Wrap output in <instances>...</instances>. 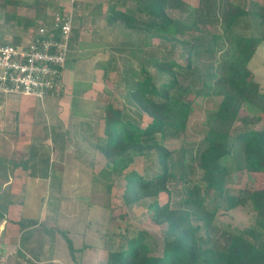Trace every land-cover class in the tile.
<instances>
[{
  "label": "trees",
  "instance_id": "1",
  "mask_svg": "<svg viewBox=\"0 0 264 264\" xmlns=\"http://www.w3.org/2000/svg\"><path fill=\"white\" fill-rule=\"evenodd\" d=\"M128 1L135 5L133 13L115 10L111 5L104 25L112 28L118 24L125 31L145 34L141 49L130 52L134 59L139 58L140 65L134 70L137 74H131L133 79L127 80L129 82L123 80L127 91L125 106L112 110L107 104L102 109L101 136L95 147L105 160L99 173L103 179H109L112 171L120 174L123 167L137 158L143 159V165L147 163L141 171L130 170L122 175L125 184L121 198L125 207L143 202L148 219L159 227L161 236L157 241H161V247L153 255L146 242L150 237L148 231L128 225L125 234L120 235L117 249L110 252L104 264H264V183L260 190L238 194L214 187L215 176H227L224 163L231 158L235 147L242 153L247 172L264 174V123L259 130L237 127L232 132V124L244 105L264 114V86L260 87L249 69L256 49L264 42L263 29L260 30L264 26V0L261 4H252L250 11L229 0H202L198 9L182 5L179 0ZM8 4L10 1L0 0L2 9ZM21 4L19 0L11 2V5ZM38 4L35 1L30 6L37 7ZM43 5L49 7L51 4L45 2ZM73 5L75 9L95 7L93 4L79 6L77 2ZM169 6L182 7L179 18L165 14ZM58 11L61 12V8ZM94 11H98L97 7ZM137 13L146 19H140ZM3 17L5 22L15 20L25 28L36 25L34 18H19L12 13ZM245 19L252 25L249 33L235 32V27L246 22ZM207 24H219L221 33L206 32L210 35L205 38L207 35L203 36L200 26ZM188 27L192 32L186 39ZM128 37L125 34V38ZM153 38L164 45L156 55L146 48ZM217 44L220 45L215 50ZM218 50L222 51L216 56ZM175 56L183 64L177 63ZM201 56L204 59L201 60ZM109 63L110 60L102 67L106 70ZM148 67H152L155 73ZM182 75L190 77L195 97H214L219 101L205 114L202 139L205 146L202 149L197 146L195 157L189 155V163L183 157L181 171L175 175L174 151L163 147L157 136L162 137L164 129L177 132L186 129L191 103L177 100L172 94L181 86L179 78ZM175 101L179 107L174 106ZM95 108L101 111L100 105ZM142 114L150 117V122L143 127L140 126ZM241 122L248 123L245 118ZM38 159V152L32 149L22 168L29 169L32 178L36 174L46 178L50 169L46 167L45 159ZM192 161L201 174L202 192L198 185L186 183L185 177L193 174ZM170 179L182 181L181 194L189 200L191 211L183 206L170 207L167 187ZM160 194L166 195L164 204L157 200ZM246 205L254 213L251 226L239 229L215 222L217 211L225 213ZM57 232L69 239L63 231ZM38 242L36 254L31 253L36 262L42 255L41 241ZM66 242L71 256L73 245L70 239ZM84 246L78 249L79 252L84 251Z\"/></svg>",
  "mask_w": 264,
  "mask_h": 264
},
{
  "label": "rangeland",
  "instance_id": "2",
  "mask_svg": "<svg viewBox=\"0 0 264 264\" xmlns=\"http://www.w3.org/2000/svg\"><path fill=\"white\" fill-rule=\"evenodd\" d=\"M8 4L4 9L0 6V41L1 42H24L27 41L33 35L35 28L42 26L44 22H49L53 15L61 8V12L71 13L72 29L83 32L82 37L85 39L87 45L97 44L96 49L88 47V52H91L93 57L87 60L92 66H97L95 74L91 79V92L88 93V100L84 103L80 102L72 110L79 113L84 111L92 112L96 106H101V112L107 104H110L111 109H118L125 106L127 98L126 85L123 80H131L134 76L132 73L137 70L140 65L139 58L132 57L130 52L137 51L143 46V39L145 34L142 32L125 31L120 25L105 27V16L108 13L109 7L112 5L115 10L129 11L133 13L134 4L128 0H19L21 5ZM17 1V0H14ZM38 1V6H30ZM182 5H189L193 8H200L202 0H179ZM236 5L243 7L245 10L250 11L252 4H261L262 0H229ZM45 2L50 3L49 7L43 5ZM77 2V5L93 4L79 9L74 8L73 3ZM97 10L100 12L94 11ZM181 9L172 8L171 6L165 9V14L177 19L180 16ZM201 8V13H203ZM12 13L19 18L28 17L36 19V25L29 26L27 28L16 23L15 20L8 22L4 21V14ZM136 16L140 19H146L143 14L137 13ZM37 17V18H36ZM27 19V18H26ZM250 20V19H249ZM239 23L235 27V32L247 35L251 30V22H247V19ZM190 23V22H189ZM264 23V22H263ZM203 36L209 38L206 32L221 33V27L219 24L200 26ZM263 29V30H262ZM124 30V31H123ZM261 32L264 35V26L261 28ZM86 31V32H85ZM85 32V33H84ZM90 32V33H89ZM107 32V33H106ZM153 32V31H152ZM192 31L188 27L186 32V39H189V33ZM128 35V39L125 38ZM71 37V35H70ZM102 41V42H101ZM70 42V40H69ZM96 42V43H95ZM98 42V43H97ZM92 43V44H91ZM124 43V45H123ZM225 45V42H223ZM149 45L146 47L153 54H157V51L163 49V42L157 38H153L149 41ZM220 44L215 45V50L219 48ZM124 46V47H123ZM222 50H218L217 54H220ZM70 54V47H69ZM68 54V55H69ZM176 55V54H175ZM88 54L84 57H87ZM136 56V55H135ZM87 59V58H83ZM113 59V60H112ZM204 56H201V60ZM110 60L109 66L106 70L101 66ZM175 60L179 64H183L176 56ZM86 65H81L83 67ZM149 71L153 72L152 67H148ZM249 69L255 76V80L259 83L260 87L264 86V42L258 46L255 51L253 59L249 63ZM104 71V72H103ZM103 73V75H102ZM105 73V74H104ZM155 72H153L154 74ZM189 76H181L179 83L181 86L176 88L172 92L177 100H181L184 103H191V111L186 122V129L183 132H177L173 130H163L162 137L157 136V140L161 142L163 147L169 151H174L172 156V162L174 166V174L179 175L181 171L182 159L185 158V162L189 163V155L195 157L197 146L202 149L205 146V142L202 139L205 135V114L215 108L219 98H197L195 97V87L190 85ZM129 82V81H127ZM192 86V87H190ZM86 88L85 86H77L74 89V96L76 97L80 89ZM90 88V87H89ZM82 97L81 94H78ZM19 97V96H17ZM18 100V98H17ZM35 102L34 100H32ZM170 103H173L171 101ZM174 106L179 107L178 102H174ZM40 107V106H39ZM8 109V108H6ZM16 110V109H15ZM15 110L8 109L10 116L14 115ZM19 110V109H18ZM32 114L37 115L39 118L35 119L33 126H37L36 131H31L29 137L26 138L27 146L24 142L18 139L16 148H12L11 153L6 155L4 159H11L18 163L25 157V152H30L33 148L40 147L42 153L41 158L48 160L53 164L54 170H50V174L46 180L39 181L34 178L27 180L21 179L20 181L13 180L11 183L0 182V186H4V191L11 189L16 190V185L19 184V189L25 192V203L27 219L34 220L41 219L43 224L40 226L41 230L32 229L29 230L35 237V241H29L26 250L39 246L41 238L42 255L40 257L39 264H104L106 257L111 251L117 249L116 245L120 238V235L125 234V230L128 225H132L139 229H145L150 234V237L146 239L147 244L151 248L153 255H156L158 247L161 245L157 239L161 236L159 227L154 225L148 219L145 214V205L143 202L131 204L129 207L122 204L121 195L124 191L125 180L122 175L130 170L141 171L143 166L147 163L143 159L137 158L131 164L123 167L120 174L116 171L110 172L109 179H103L100 177V172L103 168L104 158L97 151L95 145L97 141L95 138L101 136V118L102 114L94 113L88 118V122L95 127H88L89 131L81 135L80 123L78 122V133L69 135L73 140L68 141V147L62 153L56 151V144L50 142V139L45 140L47 134L42 130L43 127L53 125L50 122V117L45 118L44 114L41 115L42 109H32ZM30 113V112H29ZM5 118H1L2 124L8 120L9 115L5 114ZM15 116V115H14ZM247 119L248 123L243 124L242 119ZM11 119V118H10ZM13 119V118H12ZM71 122V120H70ZM150 122V117L147 114H142L140 126L143 127ZM85 123V122H84ZM89 123H85L89 125ZM264 123V114L257 109L252 108L249 105H244L238 115L237 120L232 124V132H235L237 127H248L252 130H259ZM17 125L16 121L13 126ZM27 125L31 126V123L27 121ZM85 125V127H86ZM35 126V127H36ZM74 128V124H72ZM16 127V126H15ZM14 127V128H15ZM14 128L11 131H14ZM33 128V127H32ZM47 131V129H45ZM24 135V133H19ZM161 140V141H160ZM37 146V147H36ZM58 150V149H57ZM21 151V152H20ZM59 154V155H58ZM27 155V154H26ZM56 163L54 164V161ZM193 167V174L187 175L185 179L189 185H198L203 190L204 184L200 180V171L195 167V161L190 163ZM227 170V176L214 177V187L216 189L231 190L229 193L238 194L241 191L253 192L262 189L264 183V174L261 173H249L244 169L242 153L239 148L235 147L232 152L231 158L224 163ZM11 168V166L9 165ZM39 168V167H38ZM49 168H51L49 166ZM18 171V170H17ZM18 173V172H16ZM167 187L170 191L169 205L171 208L177 209L184 207L185 209L192 210L188 205V199L183 198L181 194V187H183L182 181L168 180ZM3 189V188H2ZM0 207L6 208L7 192L1 193ZM19 194V191H18ZM17 194V195H18ZM22 195L21 193L19 194ZM17 199V198H16ZM15 200V199H12ZM160 204H164L167 201L165 194H160L157 197ZM4 205V206H3ZM14 207L6 208L4 213L5 220H9L8 217L15 219ZM216 223L223 226H230L231 228H245L251 226L254 223V213L248 205L237 207L233 210L217 211ZM3 215V216H4ZM50 218V219H49ZM44 219V220H43ZM47 221V222H46ZM78 223V224H77ZM196 222H194L195 224ZM197 225H200L198 223ZM6 227V225H5ZM0 232V264H38L35 261L25 257L23 253L24 248L19 243H16V233L14 228H10L12 237L4 236L2 240V234L8 232ZM69 229V239L73 245V253L70 256L68 250V241L63 234L57 232L58 230ZM67 232V230L65 231ZM64 232V233H65ZM83 233V234H82ZM8 234V233H7ZM166 239L170 240V238ZM14 240V241H13ZM157 242V243H156ZM86 247L84 251L79 252L78 249ZM23 253L22 256L19 253ZM26 252V251H25ZM27 253V252H26ZM36 253H33L35 255ZM21 255V256H20Z\"/></svg>",
  "mask_w": 264,
  "mask_h": 264
},
{
  "label": "crops",
  "instance_id": "3",
  "mask_svg": "<svg viewBox=\"0 0 264 264\" xmlns=\"http://www.w3.org/2000/svg\"><path fill=\"white\" fill-rule=\"evenodd\" d=\"M82 33L81 32L79 33V31H76L75 29L71 32V37H70V42H69L70 54L66 60L65 67L63 70L64 90L61 94L47 96L41 101L34 99L32 97H26L23 95L0 94V121H2L1 118L6 117L5 114H7V116L8 115L10 116V112L6 110L10 109L11 111V110L16 109L15 112H13L15 116L11 115L10 117H8V120L4 122L3 124L2 122H0V182L11 183L13 180H17V179L18 181L24 178L27 180L32 179V176H31L32 172L29 169L25 170L22 168L24 165L23 162L27 159L29 155V152H28L29 149L25 152V154H20V155H25V157H23V159L19 163L16 160L13 161L11 159H4V157L11 153L12 148L13 149L16 148L15 145L17 142H19L18 139L21 141V143L24 142V145H25L27 141L29 140L28 139L26 141V138L29 137V134H31V131H36V129L38 128L36 125H35L36 127L33 126L34 122L36 121L35 119L39 118L37 115L34 118V115L31 112L33 108L34 109L41 108L43 112L41 113V115L44 114V117L45 118L48 117V120H49V117L51 118L50 122L53 125L43 127L42 130L44 131V133L47 134V137L45 138V140L50 139L51 143L53 142L54 144H56V147H57L56 151L59 154L64 152L66 147L69 146L68 145L69 139L70 141L73 140L72 137H68V136L69 135L71 136V134H74L72 136L75 137L76 134L78 133V124H77L78 122L80 123L79 126H81L80 127L81 135L89 131L88 127H91V128L95 127V126H92L88 122V120H91V118H88L90 116H86V115H92L96 113L98 116V114L102 113L100 110H97L95 108L92 112L84 111V113L83 112L79 113L77 111L72 110L73 107H75L78 103L80 102L84 103L86 101H89L88 93L91 92V85H92V82L90 81L94 77L95 70L97 71V66H94V64L91 66L90 63L87 62V60H90L93 58L91 57L92 53L88 52L89 51L88 47L93 48L94 46V48L96 49L97 44L87 45L85 39L82 37L83 35ZM1 36L2 35H0V37ZM87 54L88 56L84 57ZM83 58H87V59L85 60ZM81 65H86V66L79 67ZM95 75L98 76L99 73L97 72V74ZM77 86L79 87L85 86L86 88L80 89L75 97L74 89ZM78 94H81L82 97H79ZM32 100H34L35 102H33ZM15 121L17 123V125H15L16 127L13 126V124H15ZM27 121L31 123V126L27 125ZM84 122L89 123V125H86ZM72 124H74V128ZM12 128H14V131H11ZM45 129H47V131H45ZM19 133H24V135H19ZM94 138H95V141H97L96 137ZM33 151L38 152V157L40 159L41 158L40 153H42L40 152L41 148L40 147H37V149L33 148ZM45 163H46L47 168H49L50 166L51 168L49 169L54 170L53 164L48 162V160H46ZM55 163L56 161H54V164ZM9 165L11 166V168L9 167ZM47 178L48 176L46 178L45 177L43 178L37 174L34 177L36 181L39 179H40L39 181H43V180H46ZM4 186L6 185L0 186V196L2 195L1 193L3 192L5 193L7 192L8 196L10 195L11 198L9 197L5 198L6 208L9 207V209H11L14 207L15 210H13L14 211L13 213L15 212L16 213L14 214L15 219L8 217L9 220L7 221L5 220V215L3 213V211L4 212L6 211V208L0 207V232H2V230L5 231L4 229L5 225H6L5 228H7L8 230L7 232L8 234L6 233L4 235L5 232L2 234L3 235L2 240L4 241L5 239L4 236L11 238L12 234L9 230L10 228H14L12 230H14L16 233L15 235L17 239L16 243H19V245L20 246L22 245V247L24 248L23 253L25 254V257L23 258L27 260V257H28L30 258V260L34 261L33 255H31V253L36 252V250L38 249L34 247V250L32 249L26 250L25 247L28 246L29 241H35V237L29 230L37 229V228H38L37 230H41L40 226L43 224V221H41L42 218L36 219L37 223H34V220L27 219L25 217L26 212H27L26 205H24L25 203L24 194L26 192V189L24 191L22 189H19L20 188L19 184H17L16 190H11V189L8 190V187H7V190L4 191ZM18 191H19V194L20 193L22 194L21 196L18 194ZM12 199H15V200H12ZM66 230L67 232H65ZM58 231H61V230H58ZM62 231L65 232L67 237H69L70 235L69 229H62ZM41 249H42V245H41ZM23 253L21 252L19 254L24 256ZM38 260L40 261V258ZM38 262L35 261V263H38Z\"/></svg>",
  "mask_w": 264,
  "mask_h": 264
},
{
  "label": "built area",
  "instance_id": "4",
  "mask_svg": "<svg viewBox=\"0 0 264 264\" xmlns=\"http://www.w3.org/2000/svg\"><path fill=\"white\" fill-rule=\"evenodd\" d=\"M70 12H56L49 22L36 27L27 41H0V94L41 101L63 92L73 27Z\"/></svg>",
  "mask_w": 264,
  "mask_h": 264
}]
</instances>
